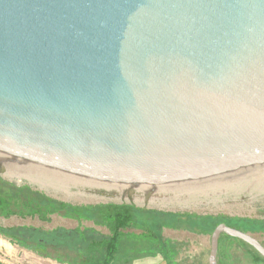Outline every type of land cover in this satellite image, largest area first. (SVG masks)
Segmentation results:
<instances>
[{"label":"water","instance_id":"1","mask_svg":"<svg viewBox=\"0 0 264 264\" xmlns=\"http://www.w3.org/2000/svg\"><path fill=\"white\" fill-rule=\"evenodd\" d=\"M0 167L162 195L264 171V0H0ZM225 224L211 235L216 264Z\"/></svg>","mask_w":264,"mask_h":264},{"label":"rangeland","instance_id":"2","mask_svg":"<svg viewBox=\"0 0 264 264\" xmlns=\"http://www.w3.org/2000/svg\"><path fill=\"white\" fill-rule=\"evenodd\" d=\"M16 174L19 178L14 177L13 179L8 175L7 169L0 167V184L9 182L21 189L27 187L54 200L82 207L106 204L130 207L134 215V224L123 229L116 259L112 264H163L161 255L153 253L155 252L154 246L150 245L148 230L159 232L171 243L170 252L175 251L173 258L178 264H209L211 235L219 223L226 226L231 224L235 227L240 224L243 226L249 224L245 228L247 230L245 233L264 247V187L263 191L247 193L250 186L255 185L257 188L264 186L263 174L242 177L241 182L244 184L241 186L237 184L241 178L215 183L229 186V188L230 185H233L232 187L245 190L244 192L237 193L234 189H227L221 193L215 190L217 185L210 184L162 195H121L74 187L63 190L57 183L50 182L51 184L48 186L44 180L32 178L36 181H31L25 175L21 177L19 173ZM251 178L255 181L259 180V182H253ZM247 180L248 182H246ZM245 182L249 185L247 184V186ZM184 197L185 199H182ZM21 215L15 213L0 216V262L3 264L69 263L59 262L41 254L34 248H28L16 241L15 237L7 235L1 230L17 227L21 230L35 228L42 231L56 229L83 231L85 240L81 241L82 239L78 237L80 241L65 240L61 242L63 246L60 249L64 251H62L63 253L66 252L65 256L70 257L69 261L76 258L77 253L81 251V249L78 250L80 246L83 248L90 244L92 239H106L110 235L105 220L99 218L97 213L86 214L85 219L66 218L59 214H52L49 221ZM37 237L35 236V238ZM220 238L219 250L216 251V264H264V261H254L250 255V248L238 240L225 236ZM80 257L84 264H98L100 258V256H96L92 261L88 255Z\"/></svg>","mask_w":264,"mask_h":264},{"label":"trees","instance_id":"3","mask_svg":"<svg viewBox=\"0 0 264 264\" xmlns=\"http://www.w3.org/2000/svg\"><path fill=\"white\" fill-rule=\"evenodd\" d=\"M23 188L25 189H21L19 186L17 187L9 182L0 184V216L20 213L22 214L21 216L37 217L42 221H49L52 214H59L66 218L85 219L88 214L97 213L99 218L101 217L105 220L106 225L109 228L110 235L106 239H92L90 244L84 246L83 248L80 246L78 250L81 249V251L77 253L78 256L76 255V258H74L73 261H69L70 257L65 256L66 252L63 253L64 251L60 249L61 246H63L61 242L65 240L80 241L78 237L82 239L81 241H83L85 240V233H83V231L74 232L64 229L42 231L35 228H24L21 230V228L14 227L12 229L1 230V232L15 237L16 241L22 245L28 248H34L41 254H45L59 262L84 264V261L80 256L88 255V258L92 261L96 256H100L98 264H112V262L116 259V252L123 236V229L127 228L131 224H134V215L130 207L114 204L82 207L80 205H73L72 203L46 197L37 190L33 191L27 187ZM248 225L249 224H245V226H243V224H240V226L235 227L228 224L227 226L245 233L247 231L245 228ZM23 232H27V235L29 234L31 237L23 238L20 236ZM35 236L38 237L35 238ZM148 236L150 239V245L154 246L153 250L155 252L153 253L161 255L163 264H178L173 258L175 251L172 253L170 252V247H172V245L167 239L163 238L159 232L152 230H148ZM222 236L238 240L243 245L249 247L250 255L254 261H264V258L251 245L226 233L220 234L217 250H219L220 237ZM0 264L3 263L0 262Z\"/></svg>","mask_w":264,"mask_h":264},{"label":"bare ground","instance_id":"4","mask_svg":"<svg viewBox=\"0 0 264 264\" xmlns=\"http://www.w3.org/2000/svg\"><path fill=\"white\" fill-rule=\"evenodd\" d=\"M8 170V169H7ZM255 174H263L264 175V171H262V172H258V173H255ZM254 174V175H255ZM8 175L10 176V177H13V179H14V177H16V178H19L18 177V175L16 174V172H13V171H10V170H8ZM20 176L22 177H24V175H22V174H20ZM28 179H30L31 181H36L35 179H32L31 177H28V176H26ZM254 177H256V176H254ZM242 179L243 178H241L238 182H237V184L239 185V186H241V184H244V183H242L241 181H242ZM251 179H253V178H251ZM262 179V178H261ZM262 180H264V179H262ZM253 182H259V180H256L255 181V179H253L252 180ZM37 182H38V180H37ZM246 182H248V180L246 181ZM245 182V184L247 185H249V183H246ZM39 183V182H38ZM46 183L48 184V186H50V184L51 183H53V182H49V181H46ZM236 184V183H235ZM59 187H61V188H63V190L65 189V190H68V188H71L70 186H66V185H61V184H57ZM217 184H215V186H216ZM247 185V186H248ZM251 185V184H250ZM42 186V185H41ZM47 185H45V186H42V187H46ZM47 186V187H48ZM231 187L229 188V186H226V185H221V184H218L217 185V187L215 188V190L217 191V192H224V191H227V189L228 190H231V189H234V191L235 192H244L245 190H242V189H236L235 187H232L233 185H230ZM54 187V186H53ZM210 187V186H209ZM237 187V186H236ZM263 187L264 186H262L261 188H257V187H255V185L254 186H250L249 187V189L247 190V193L249 192V193H251L252 191H263ZM213 188V187H212ZM237 188H239V187H237ZM245 188V187H244ZM182 191H184V190H182ZM67 192V191H66ZM82 194V193H81ZM196 194V193H195ZM179 202H182V201H179ZM184 202H185V200H184ZM152 204V203H151Z\"/></svg>","mask_w":264,"mask_h":264},{"label":"flooded vegetation","instance_id":"5","mask_svg":"<svg viewBox=\"0 0 264 264\" xmlns=\"http://www.w3.org/2000/svg\"><path fill=\"white\" fill-rule=\"evenodd\" d=\"M20 236H22L23 238H24V237H26V238H30V237H31L29 234L27 235V233H26V232H25V233H24V232H23V233H21V235H20ZM22 237H20V238H22Z\"/></svg>","mask_w":264,"mask_h":264},{"label":"built area","instance_id":"6","mask_svg":"<svg viewBox=\"0 0 264 264\" xmlns=\"http://www.w3.org/2000/svg\"><path fill=\"white\" fill-rule=\"evenodd\" d=\"M122 195V194H121ZM182 199H185V197L184 198H182Z\"/></svg>","mask_w":264,"mask_h":264}]
</instances>
